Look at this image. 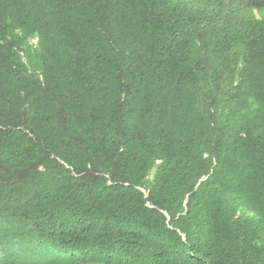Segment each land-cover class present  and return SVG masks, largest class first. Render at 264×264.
I'll return each instance as SVG.
<instances>
[{
    "label": "trees",
    "instance_id": "trees-1",
    "mask_svg": "<svg viewBox=\"0 0 264 264\" xmlns=\"http://www.w3.org/2000/svg\"><path fill=\"white\" fill-rule=\"evenodd\" d=\"M0 264H264V0H0Z\"/></svg>",
    "mask_w": 264,
    "mask_h": 264
},
{
    "label": "rangeland",
    "instance_id": "rangeland-1",
    "mask_svg": "<svg viewBox=\"0 0 264 264\" xmlns=\"http://www.w3.org/2000/svg\"><path fill=\"white\" fill-rule=\"evenodd\" d=\"M258 15H260V14H258Z\"/></svg>",
    "mask_w": 264,
    "mask_h": 264
}]
</instances>
